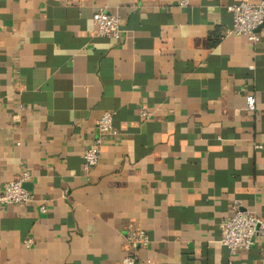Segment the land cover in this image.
Returning a JSON list of instances; mask_svg holds the SVG:
<instances>
[{
    "label": "crops",
    "instance_id": "crops-1",
    "mask_svg": "<svg viewBox=\"0 0 264 264\" xmlns=\"http://www.w3.org/2000/svg\"><path fill=\"white\" fill-rule=\"evenodd\" d=\"M240 1L261 0H0V192L26 171L36 197L0 204V264H264V237L220 243L234 201L264 220V24L226 36ZM99 8L119 40L96 36Z\"/></svg>",
    "mask_w": 264,
    "mask_h": 264
},
{
    "label": "built area",
    "instance_id": "built-area-1",
    "mask_svg": "<svg viewBox=\"0 0 264 264\" xmlns=\"http://www.w3.org/2000/svg\"><path fill=\"white\" fill-rule=\"evenodd\" d=\"M181 7H187L189 0H180ZM232 13V26L226 31V36H245L250 41L258 42L260 36L259 28L264 24V0L257 4L247 1H240L228 7ZM93 23L96 27V36L119 40L124 32L119 16L109 13L106 8H99L93 15ZM248 108L255 109L256 98L248 97ZM113 113L105 112L96 123L95 138L92 145L84 153V170L90 173L99 163L102 157L103 138L106 135L115 133ZM140 116L144 120L152 117V112L141 108ZM29 179L28 172L24 171L17 179L6 182L0 192L1 205H21L27 206L36 199L35 194L25 187ZM42 213H47L45 205L40 207ZM221 239L220 243L227 247L232 254L238 250H248L252 248L259 238L264 237V220L253 210L245 209L239 200L232 204V215L223 219L220 223ZM132 247L148 246L150 239L144 232L129 236ZM25 244L29 247L33 244V239H28ZM122 264H138L136 256H126ZM151 264V262H148Z\"/></svg>",
    "mask_w": 264,
    "mask_h": 264
}]
</instances>
